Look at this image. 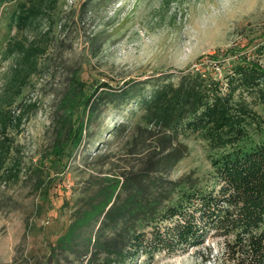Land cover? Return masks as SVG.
Masks as SVG:
<instances>
[{"label": "trees", "instance_id": "obj_1", "mask_svg": "<svg viewBox=\"0 0 264 264\" xmlns=\"http://www.w3.org/2000/svg\"><path fill=\"white\" fill-rule=\"evenodd\" d=\"M56 1L20 0L9 15L16 33L32 36H13L0 50L7 62L0 74V184L16 182L23 168L15 137L36 109L23 96L46 49L48 29L39 22L50 18ZM202 61L207 57L199 55L174 71L117 85L100 81L88 90L72 75L59 99L51 146L57 158L79 144L82 116L86 122L105 109L137 111L140 128L157 134L141 165L106 177L57 237L78 264H150L157 254H183L210 237L232 264H264V66L242 53L214 77ZM191 134L204 142L212 185L191 174L168 178L186 154L181 138Z\"/></svg>", "mask_w": 264, "mask_h": 264}, {"label": "rangeland", "instance_id": "obj_2", "mask_svg": "<svg viewBox=\"0 0 264 264\" xmlns=\"http://www.w3.org/2000/svg\"><path fill=\"white\" fill-rule=\"evenodd\" d=\"M18 1L0 6V50L13 36H32L8 24ZM47 17L39 22L48 29L41 69L23 96L36 109L15 137L23 168L16 182L0 184V264H78L57 237L106 177L138 168L156 138L140 128L139 112L105 109L86 122L82 116L79 144L53 155L59 99L74 73L88 90L100 81L117 85L174 71L199 55L214 77L242 53L264 66V53L255 52L264 42V0H57ZM6 66L0 60V74ZM181 140L186 154L168 178L191 174L212 185L204 142L192 134ZM220 245L210 237L183 254H157L150 264H232Z\"/></svg>", "mask_w": 264, "mask_h": 264}]
</instances>
